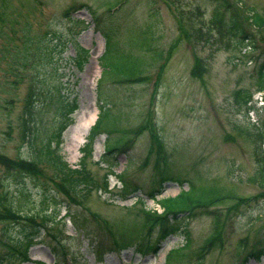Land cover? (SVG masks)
<instances>
[{"label": "rangeland", "instance_id": "obj_1", "mask_svg": "<svg viewBox=\"0 0 264 264\" xmlns=\"http://www.w3.org/2000/svg\"><path fill=\"white\" fill-rule=\"evenodd\" d=\"M116 2L120 3L115 6ZM228 2L250 35L237 45H233V35L218 31L213 14L220 6L214 0H0V153L17 158L23 151L20 115L30 72L27 81L13 87L9 84L13 77L7 71L9 49L19 47L27 25L32 33L53 31L54 37L65 43L63 59L75 53L73 35L90 52L82 70L64 64L67 81H72L69 93L78 102L74 121L63 133L59 152L64 159L77 165L89 128L77 147L70 128L82 110H92L95 105L98 112V98L103 102V126L108 123L106 133L95 140L88 164L97 180L107 172L105 163L95 161L104 152L108 131L111 141L134 137L126 152H113L111 158L115 173L122 174L132 192L124 199L119 189L104 195L92 190L75 202H66L67 206L42 204V190L52 191L48 176L53 173L42 165L36 182L28 180L33 188L31 198L23 201L16 191L18 182L0 165V188L11 194V202L23 211L49 215L50 222L54 218L29 248L31 261L17 258L11 262L0 244V257L4 256L0 264H164L167 252L176 248L182 252L177 264L242 263L244 254L264 234V188L250 180L261 160L260 128L253 122L264 119V104H256L247 114L246 106L236 103L235 91L248 88L255 93L261 84L258 70L264 60V0ZM227 17L226 13L225 27ZM82 19L87 23L76 22ZM104 37L116 44L120 54L127 55L108 65L106 70L112 74L104 73L98 89ZM113 48L109 46L105 60ZM138 70L142 79L120 82ZM10 98L11 105L7 102ZM54 118L52 111L45 112L44 125L53 126ZM140 127L144 128L136 134ZM162 156L166 157L167 173L180 181L158 185ZM190 181L216 187L235 198L185 216L188 244L182 232L162 239L158 227L144 236L143 231L145 235L148 231L144 230L145 208L152 205H144L143 200L150 198L147 193L159 186L156 199H164L187 188ZM134 194L143 200L131 204L129 198ZM58 199L60 202L63 197L59 194ZM214 215L219 226L224 225L217 231L220 244L201 258L200 247L217 234ZM6 226L0 221L2 239L6 238L2 233ZM246 264H264V255L260 261L251 258Z\"/></svg>", "mask_w": 264, "mask_h": 264}, {"label": "trees", "instance_id": "obj_2", "mask_svg": "<svg viewBox=\"0 0 264 264\" xmlns=\"http://www.w3.org/2000/svg\"><path fill=\"white\" fill-rule=\"evenodd\" d=\"M214 1L220 6L213 14V19L219 24L221 29L218 31L220 33L223 31L225 34L227 33L228 36L233 35L235 37L233 45H237L245 38H248L250 35L243 30L228 0ZM226 13L228 16L227 27H225ZM93 18L97 20L96 17ZM76 22L83 23L86 22V20H76ZM95 23L97 24V22ZM54 36L55 33L53 31L32 33L27 25L24 27L19 47L9 49L10 61H8L7 72L13 77L12 80H9V84L13 87H17L18 84L27 81L29 77L28 72H30V79L28 80L23 111L20 115L21 140L24 142L22 154L20 157L10 158L8 155L0 153V164L6 168L8 172H11L10 175L13 179L19 181L18 193L23 201L31 198L33 188L29 186L28 180H35L36 182V177L42 173V165H46L53 170L52 175L48 176L52 191L50 192L49 189L42 190V196L40 197V202L42 204L45 202L48 203L49 201L57 204L58 193L63 194L65 199L70 201L73 199L72 195H74V193L79 192L78 194L86 196L91 190L107 188V173L100 181L94 177L88 167L93 156L94 141L100 133L106 132V125L108 123L107 120L103 126L101 115V106L103 102L101 99L98 98L99 112L97 118L94 124L90 126L86 140L80 147L81 157L77 167H70L59 153L60 143L62 142V132L73 121L72 114L78 109L77 97L75 95L71 96L69 93L72 81H67V72L64 71V67L67 65L73 66L76 70H82L89 59L90 53L88 49L84 48L76 41V36L73 35L71 37V42L75 48V53L68 59H63L61 53L64 50L65 43ZM53 39L55 41H53ZM110 45H113L114 48L111 52V57L105 60V55ZM115 45L116 44L112 42L111 39L107 40L105 38V50L99 57L102 71L97 81L98 89L104 73L112 74V72H107L106 70L108 69V65H110V63L117 64L118 60L120 61V59H123V57L127 55L120 54V51L117 47L115 48ZM125 62L127 61L123 63ZM258 72L261 82L258 88L263 89L264 60L260 63ZM140 76L141 70H138L136 75L124 78L126 81H135L140 78ZM252 93L253 92L248 88L238 89L235 92L236 103H239V105L241 102L244 105L247 104L251 100ZM7 102L11 105L13 99L10 98ZM49 111L54 113L55 118L52 122L54 125L48 128L44 125L43 115L45 112ZM40 126L45 127L46 130H41ZM109 134L110 131L107 133L101 161L108 163V173H112V167L114 165V162L111 160L112 153L124 149L122 146H119L121 144V138H116L111 141ZM260 136L262 139L261 141L264 142V119L261 120ZM262 160H264V158H262ZM174 178L175 177L169 175L165 170V175L162 179L165 181L168 179L180 180ZM196 180L200 182L199 177H197ZM250 180L256 181L259 186L264 188V161L259 163V168L250 177ZM122 181L123 188L120 193L122 197H125L131 191L128 189V184L123 177ZM44 187L46 188V186ZM132 190L135 191L137 189L134 188ZM159 190L160 189L155 187L149 194L154 195ZM218 196H223V194H221L216 187L209 188L200 183L195 184L190 181L187 189H181L176 196L166 197L161 200V204L164 207L163 213L158 214L145 210L146 219L144 230L147 229L148 231L146 235L145 231H143L144 236L147 237L153 228L158 227L162 239L171 234L183 232L188 242L189 234L186 231L185 219L184 217L180 218V216L186 211L191 213L194 210L196 211V209L209 211L208 204L212 203L213 199ZM225 196H227V193ZM37 217H39V220H37ZM217 219L218 217L214 215L213 229L215 228L214 233L217 234L206 241L205 247H200L198 256H201L204 252L212 248L219 247L220 242L217 231H220L221 224L219 226ZM0 220L5 221L9 226L12 223L11 226L13 225L12 227L16 229L15 232L11 233L6 230L7 237L5 240H1V244L9 251V257L11 259H20L22 257L27 259L29 247L34 245L37 240L42 237V227L44 226L42 217L16 209L7 199L5 192L0 191ZM256 241L254 249L244 254L242 264L246 263L250 258L259 260L264 255V234L257 238ZM148 245L149 244H147V246ZM181 254V250H171L167 254L164 264H177ZM202 257L203 256H201V258ZM198 261L200 262V260Z\"/></svg>", "mask_w": 264, "mask_h": 264}, {"label": "bare ground", "instance_id": "obj_3", "mask_svg": "<svg viewBox=\"0 0 264 264\" xmlns=\"http://www.w3.org/2000/svg\"><path fill=\"white\" fill-rule=\"evenodd\" d=\"M96 56V55H95ZM94 56V57H95ZM94 104V102H93ZM97 114V109L94 105L92 110H82L81 113L78 115L76 122L70 128L71 130V138L75 142V147L78 146V143L83 139L84 135L87 133V130L91 123L94 121ZM96 147H99V142L97 143Z\"/></svg>", "mask_w": 264, "mask_h": 264}]
</instances>
